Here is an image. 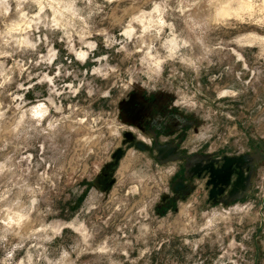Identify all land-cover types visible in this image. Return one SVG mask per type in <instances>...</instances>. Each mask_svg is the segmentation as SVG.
Returning a JSON list of instances; mask_svg holds the SVG:
<instances>
[{
	"label": "rangeland",
	"instance_id": "374dc122",
	"mask_svg": "<svg viewBox=\"0 0 264 264\" xmlns=\"http://www.w3.org/2000/svg\"><path fill=\"white\" fill-rule=\"evenodd\" d=\"M0 264H264V0H0Z\"/></svg>",
	"mask_w": 264,
	"mask_h": 264
}]
</instances>
